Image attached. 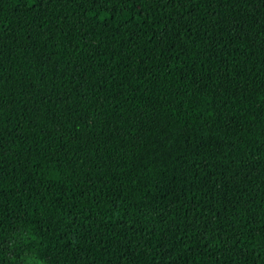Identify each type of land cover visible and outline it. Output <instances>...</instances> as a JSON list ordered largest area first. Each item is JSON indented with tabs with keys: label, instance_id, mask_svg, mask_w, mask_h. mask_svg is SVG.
<instances>
[{
	"label": "trees",
	"instance_id": "obj_1",
	"mask_svg": "<svg viewBox=\"0 0 264 264\" xmlns=\"http://www.w3.org/2000/svg\"><path fill=\"white\" fill-rule=\"evenodd\" d=\"M0 264H264V0H0Z\"/></svg>",
	"mask_w": 264,
	"mask_h": 264
}]
</instances>
